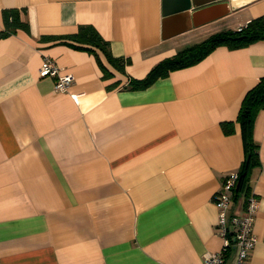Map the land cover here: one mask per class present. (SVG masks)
I'll return each mask as SVG.
<instances>
[{
    "label": "crops",
    "instance_id": "1",
    "mask_svg": "<svg viewBox=\"0 0 264 264\" xmlns=\"http://www.w3.org/2000/svg\"><path fill=\"white\" fill-rule=\"evenodd\" d=\"M188 1L169 0L173 8ZM234 7L213 21L235 14L240 29L264 16V0ZM7 9L28 28L0 38V264H202L220 251L212 196L241 169L235 120L264 78V41L218 46L131 90L129 79L187 48L174 40L196 29L164 39L163 0H0V33ZM85 25L113 57L129 60L124 74L99 51L103 68L93 53L67 44ZM45 58L73 75L68 92L38 76ZM229 122L234 132L225 135L221 124ZM253 138L257 243L247 264H264V109ZM244 200V192L234 199V214Z\"/></svg>",
    "mask_w": 264,
    "mask_h": 264
},
{
    "label": "trees",
    "instance_id": "2",
    "mask_svg": "<svg viewBox=\"0 0 264 264\" xmlns=\"http://www.w3.org/2000/svg\"><path fill=\"white\" fill-rule=\"evenodd\" d=\"M4 29L0 33V38L7 37L16 30H27V23L19 18L16 9H7L2 12ZM68 45L76 49H82L93 53L100 64L96 51H99L108 64L117 72L124 74L128 59L113 57L109 48V43L92 26L85 25L78 28L77 33L64 38ZM264 41V16L250 20L244 27L236 31L219 32L206 38L204 41L178 51L172 57L166 58L155 65L142 79H129L128 85L131 90H144L159 78L166 77L170 72L192 66L218 46L229 48H240L253 42ZM264 109V78L250 89L244 96L241 108L235 120L241 129L244 146V159L239 171V178L234 189V199L244 192L245 197L250 192L248 187L249 172L259 164L258 144L254 141V124L258 113ZM234 122L222 123L221 128L225 135L234 132Z\"/></svg>",
    "mask_w": 264,
    "mask_h": 264
},
{
    "label": "built area",
    "instance_id": "3",
    "mask_svg": "<svg viewBox=\"0 0 264 264\" xmlns=\"http://www.w3.org/2000/svg\"><path fill=\"white\" fill-rule=\"evenodd\" d=\"M38 76L54 79L55 90L59 92H68L74 82L72 74L65 73L48 58H45L39 66ZM238 178V172L227 174L221 184V189L212 196V203L218 211L215 232L221 238L222 246L217 253L205 254L202 264H247L257 243L253 226L258 210V200L254 193L250 191L245 197L244 210L241 215L232 212L233 192ZM230 252L232 257L227 262L226 255Z\"/></svg>",
    "mask_w": 264,
    "mask_h": 264
},
{
    "label": "water",
    "instance_id": "4",
    "mask_svg": "<svg viewBox=\"0 0 264 264\" xmlns=\"http://www.w3.org/2000/svg\"><path fill=\"white\" fill-rule=\"evenodd\" d=\"M182 1V0H180ZM238 0H189L176 7L170 6L169 0H163L162 37L164 39L197 28L207 22L228 15L235 10L234 3ZM207 14V19L202 16ZM186 20V24L173 31L175 23Z\"/></svg>",
    "mask_w": 264,
    "mask_h": 264
},
{
    "label": "rangeland",
    "instance_id": "5",
    "mask_svg": "<svg viewBox=\"0 0 264 264\" xmlns=\"http://www.w3.org/2000/svg\"><path fill=\"white\" fill-rule=\"evenodd\" d=\"M240 17V16H239ZM224 20L212 21L204 26L193 29L190 34L187 36L180 37L175 39V42H184V44H188L187 47H190L194 44L204 41L206 38L210 37L213 34L219 32H227V31H236L239 30V27H236V18L235 14H231L225 18Z\"/></svg>",
    "mask_w": 264,
    "mask_h": 264
}]
</instances>
